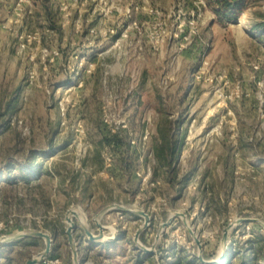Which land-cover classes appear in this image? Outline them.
Returning <instances> with one entry per match:
<instances>
[{"label": "rangeland", "instance_id": "1", "mask_svg": "<svg viewBox=\"0 0 264 264\" xmlns=\"http://www.w3.org/2000/svg\"><path fill=\"white\" fill-rule=\"evenodd\" d=\"M245 3L228 18L208 0H0V181L39 171L0 182L2 257L38 258L40 231L39 264H93L92 241L117 242L104 263L256 245L264 264V0ZM161 131L178 142L165 167Z\"/></svg>", "mask_w": 264, "mask_h": 264}, {"label": "trees", "instance_id": "2", "mask_svg": "<svg viewBox=\"0 0 264 264\" xmlns=\"http://www.w3.org/2000/svg\"><path fill=\"white\" fill-rule=\"evenodd\" d=\"M208 1H209V5L213 8L214 12L217 15L222 16L224 14V16H230L228 18H232L233 14L243 10L246 6V3H245L246 0H208ZM263 17H264V15H263ZM250 24L252 25V27L254 29H260L264 33V19L262 22L251 21ZM160 133H161V143H160L159 148L157 147L158 149L156 150V156H157L158 161L160 162V165L162 167L170 166L172 163V160L174 158V154L178 148V142L172 138V135L170 134L169 131H164V132L161 131ZM106 142H108L109 144H113L112 139H106ZM34 155L35 154L33 152H30L29 157H28L29 167H31V168H33V163L35 162V156ZM38 173H39L38 169L33 168L32 172L29 173L27 175V177H7L6 181H0V182H3V185H5V186H7V185L12 186V185L18 184V180L22 179L25 184H30L35 179H34V177H28V176L37 175ZM60 178L63 179V177H60ZM28 237H30V236H28ZM27 239H31L35 242H38V240H40L39 237H34V236H31L30 238H27ZM27 239L21 238L19 240H16L13 244H22ZM247 241L249 242V244L253 243L252 240H247ZM91 243L96 244L94 246H103V248H104V250L97 252L93 256V259H94L93 264H112V262L104 263V260H106L107 258H111V255L109 253H106V255H103V254H105V252L107 250L108 251L113 250L115 247H117V242H111L109 245H107L105 247H104V245H101V244L97 245L96 241H94V242L92 241ZM255 246L256 245L249 247V253H252L251 255H245L243 253L242 257H240L238 262H237L238 253L236 251H232L229 253L227 258L223 259L220 263H217V264H263L258 257V252L255 249ZM87 251H89V249L85 250V254L81 258L80 264H84L83 262L88 255ZM107 254H109V255L107 256ZM149 255L150 254L147 252H142L141 256L138 258V261H136V263H134V264H142L143 258L152 259V257ZM1 257H2V255H1V251H0V258ZM2 258L5 260L4 261L5 263H3V264H12L13 263L12 259H10L8 257H2ZM184 262H185V260H183L182 257H178L173 264H184ZM192 264H205V263L202 262L201 260L197 259Z\"/></svg>", "mask_w": 264, "mask_h": 264}, {"label": "water", "instance_id": "3", "mask_svg": "<svg viewBox=\"0 0 264 264\" xmlns=\"http://www.w3.org/2000/svg\"><path fill=\"white\" fill-rule=\"evenodd\" d=\"M76 214H77V213H76L75 211H71L70 214H69L68 217H67V222L70 224V226H69V228H68V230H67V233H68V236H69V241H70V243H72V244H73V235H72V232H73V230L75 229V224H74V222H73V218H72V216H76ZM70 215H71V216H70ZM147 221H148V218H147ZM242 221H245V220H242ZM99 227H100L101 229L104 228L102 225H99ZM86 233H87V235L90 237L91 240H100V239H102L101 236H98V237L93 236L92 233H91L90 231H88V230H86ZM139 234H140V233H138L137 238H138ZM27 236H29V235H28V234H22V235H19V236H17V237H14V239H21V238H25V237H27ZM31 236L39 237V238H44V239L46 240V250H45V252L42 253V254H40L38 258H34V259L29 260V261L27 262V264H39L40 261L43 260V259H45L46 256L51 252V248H52V238H51L50 235H48V234H46V233H43V232H40V231H39V232H34V233H32ZM8 240H9V239H8ZM2 243H3V242L0 241V245H1ZM143 250H144L145 252L149 253V251H148L147 249L143 248ZM75 261H76V264H78V256H77L76 252H75Z\"/></svg>", "mask_w": 264, "mask_h": 264}]
</instances>
